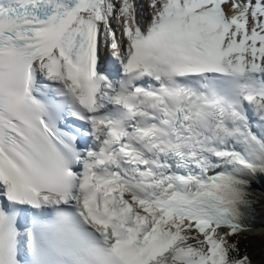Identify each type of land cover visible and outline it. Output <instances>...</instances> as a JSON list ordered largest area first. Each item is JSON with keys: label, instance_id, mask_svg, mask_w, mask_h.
Instances as JSON below:
<instances>
[{"label": "snow or ice", "instance_id": "obj_1", "mask_svg": "<svg viewBox=\"0 0 264 264\" xmlns=\"http://www.w3.org/2000/svg\"><path fill=\"white\" fill-rule=\"evenodd\" d=\"M258 205L264 0H0V264H254Z\"/></svg>", "mask_w": 264, "mask_h": 264}, {"label": "rangeland", "instance_id": "obj_2", "mask_svg": "<svg viewBox=\"0 0 264 264\" xmlns=\"http://www.w3.org/2000/svg\"><path fill=\"white\" fill-rule=\"evenodd\" d=\"M147 3V0H145ZM241 244L248 247V250L252 253V256L256 259L254 264H260L264 259V233L261 232H245L240 237Z\"/></svg>", "mask_w": 264, "mask_h": 264}, {"label": "bare ground", "instance_id": "obj_3", "mask_svg": "<svg viewBox=\"0 0 264 264\" xmlns=\"http://www.w3.org/2000/svg\"><path fill=\"white\" fill-rule=\"evenodd\" d=\"M256 219L255 221L249 225L251 228L250 232H261L264 233V208L261 206L256 207Z\"/></svg>", "mask_w": 264, "mask_h": 264}, {"label": "trees", "instance_id": "obj_4", "mask_svg": "<svg viewBox=\"0 0 264 264\" xmlns=\"http://www.w3.org/2000/svg\"><path fill=\"white\" fill-rule=\"evenodd\" d=\"M241 247H242V248H244V247H245V245H244V244H241ZM250 253H251V252H250ZM251 255H252V253H251ZM252 258H253V261L256 259V258H255V257H253V256H252Z\"/></svg>", "mask_w": 264, "mask_h": 264}]
</instances>
